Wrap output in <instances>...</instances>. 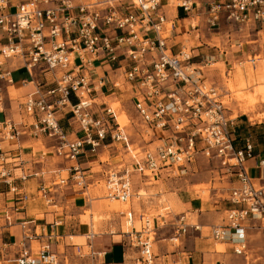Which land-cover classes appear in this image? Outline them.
<instances>
[{
    "label": "built area",
    "instance_id": "1",
    "mask_svg": "<svg viewBox=\"0 0 264 264\" xmlns=\"http://www.w3.org/2000/svg\"><path fill=\"white\" fill-rule=\"evenodd\" d=\"M176 5L186 15L197 6L193 0H178ZM205 5L202 16L207 28L218 27L223 21L239 29L252 27L258 35L264 33V0H207ZM160 7V0H0V110L2 85L13 82L11 71L3 64L9 58H19L28 74L23 83L34 86V92L20 103L31 118L30 133L50 138L53 153L70 162L65 175H59L56 168L49 171L47 184L54 189L66 184L85 188L79 158L87 146L94 150L106 138L120 143L132 161L131 167L123 164L101 170L106 197L121 202L132 195L133 172L155 178L168 169L173 172L174 166L183 168L197 154L217 159L236 183L228 194L232 207L225 210L226 223L211 226L210 236L216 242L230 243L234 254L246 259V242L233 238L240 224L258 220L264 237V186L255 185L245 169L253 145L246 138L242 148H235L231 134L235 117L227 114L221 89L201 74L209 61L194 62V55L185 48L171 51L163 34L167 22ZM96 60L119 69L120 78L112 81V87L127 84L135 88L132 106L147 129L157 134L159 142L154 146L134 148L126 128L117 120V110L103 94L98 101L96 93L104 76L94 72ZM259 61L264 63V57L252 54L238 64L248 62L254 67ZM65 108L82 137L70 138L60 124L59 113ZM18 133L11 120L0 121V141ZM8 163L0 146V183L17 193L20 187ZM51 188L45 184L37 188L38 196L49 205L53 204L52 196H47ZM20 195L23 202L29 198L24 191ZM139 220L140 228L129 232V241L138 250L133 264H153L151 245L156 227L145 213ZM179 221L178 229L184 232L183 216ZM5 222L11 223L9 217L5 216ZM36 225L35 219L19 222L21 239L16 255L7 261L59 264L58 253L51 246L55 236L41 234ZM5 246L3 243L0 252Z\"/></svg>",
    "mask_w": 264,
    "mask_h": 264
},
{
    "label": "crops",
    "instance_id": "2",
    "mask_svg": "<svg viewBox=\"0 0 264 264\" xmlns=\"http://www.w3.org/2000/svg\"><path fill=\"white\" fill-rule=\"evenodd\" d=\"M160 1V10L164 13L169 26V30L167 26H164L163 34L165 35L168 30L165 35L166 43L173 53H178L182 48L188 49L194 55L192 59L194 62H204L205 58L206 61H209V64L206 65L208 67L221 60L227 73L233 71V61L246 59L252 54H259L244 49V42L241 39H237L235 44L226 42L223 49L220 50L219 46L213 44V36L217 32H211L210 29L213 28L206 27L202 16L207 0H193L197 6L194 8V12L188 15L177 5H171V0ZM197 10L198 15L196 14ZM194 21L198 22L192 28L191 24ZM221 24L225 23L222 21L219 25ZM255 34L258 35L256 31ZM209 48L217 52L213 54ZM204 51L206 55H203ZM22 64L19 58H9L3 64L11 71L13 82L2 85L0 121L11 120L19 133L12 139H2L0 146L4 150L5 160L9 162L7 165L12 168L16 185L20 187L21 191L26 192L29 198L23 202L20 199V190L17 193L9 192L6 186L0 183V247L6 243L0 252V264H14L7 259L16 255V244L21 239L19 222L25 219H35L36 230L41 234L51 233L55 236L51 240V246L58 253L59 264H133L138 250L129 241V232L140 228V226H136V222H140V214L151 208L156 211L160 208L157 199L161 196L163 187L154 182H163L165 179L160 177L166 173L152 179L133 172L131 174L132 195H139V191L143 190L147 197L131 198L130 207L126 211L124 210L128 206L112 205L111 201L117 200L112 198L108 201L104 194L105 186L104 189L97 186L98 182L103 180L101 170L119 167L123 164H128V167H131L132 161L128 154L123 153L124 149L121 148L120 143H111L110 139L106 138L104 144L94 150H90L87 146L86 151L79 158L80 166L84 171L85 188H78L73 184L62 185L57 189L48 186L49 171L56 168L60 171L59 175H65L64 168L70 162L53 153V142L50 138L43 134L33 135L30 133L31 118L26 116L20 103L27 94L34 92V86L30 83H23L28 78V74ZM228 64L231 66L227 67ZM93 67L95 73L104 76L102 88L96 93L98 101L103 99L102 94L107 98L111 96L110 99L126 96L132 104L137 94L132 85L112 87V81L120 78L119 69L113 70L111 63L102 60H96ZM252 69L256 71L253 79L257 78L258 81L254 91L256 101L246 103L245 107L256 103L258 95H264V89L259 88L260 81H264L263 61L257 62ZM20 70H24L26 76L16 80L14 75ZM201 74L203 79L208 82L222 83L221 67L206 68ZM228 87L230 89V86ZM8 88H12V95ZM226 94L228 92L222 93V98ZM261 96V100L264 101ZM71 100L75 101V97L71 96ZM226 106L227 114L235 117L231 133L235 148H242L246 138H249L253 145V155L245 162L246 172L255 185L264 186V107H260L254 112V115L258 114L261 117H254L246 112L247 108H243V112L233 115L235 105L226 104ZM59 117L60 124L70 138L82 137L68 108L62 110ZM154 143L155 141L150 144ZM103 156H107V159L102 160ZM260 161L263 162L260 163ZM168 175L172 177L170 174ZM233 178L230 185L222 186L223 193L219 197L211 193L207 198H202L196 194L197 192L190 186L200 183L197 182V179L190 182L189 187H180V184L171 186L173 189L177 188L176 191L170 192L175 194L173 205L171 207L162 206L165 212L157 213L156 217H152L153 225L157 231L151 245L153 264H218L219 262L222 264H249L251 260V264L263 263L264 237L258 227V220L243 221L240 228L233 234V238L241 237L246 242L248 254L246 259L242 255L234 254L230 243L216 242L210 236L211 226L226 223L225 210L232 207L228 200V194L236 183V178ZM41 184L51 188V192L47 193V196H52L53 204H46L44 199L38 196L37 188ZM165 189L166 192L169 190ZM54 190L56 192H53ZM14 206L19 209L14 210ZM93 213L99 214L96 221L93 220ZM5 216L9 217L11 223L6 224ZM181 216H183L182 223L186 224L184 232L178 229ZM54 222L57 224H53ZM194 224L199 227L195 228ZM31 245L35 246V241H32ZM84 245L88 252H83Z\"/></svg>",
    "mask_w": 264,
    "mask_h": 264
},
{
    "label": "rangeland",
    "instance_id": "3",
    "mask_svg": "<svg viewBox=\"0 0 264 264\" xmlns=\"http://www.w3.org/2000/svg\"><path fill=\"white\" fill-rule=\"evenodd\" d=\"M178 0H171V5H176ZM225 24H221L218 27H215L213 29H210L211 32H217L213 36V44L219 46V50L223 49V45L227 42H231L232 44H235L237 39H241V41L244 42L243 48L250 50L251 53H259L261 57L264 56V33L262 35H256L255 30L252 27L242 28L239 29L238 27L234 25H230V23L224 22ZM168 30L169 26L168 23H165ZM229 24V25H228ZM165 32V35L168 33ZM204 30V29H203ZM207 30V29H206ZM208 31V30H207ZM228 33V34H227ZM170 34V33H169ZM230 34V35H229ZM230 39V40H229ZM211 45V44H210ZM188 50V49H187ZM212 50L209 48V51ZM218 50V49H216ZM208 52V51H207ZM211 53L215 54L217 51H210ZM203 55H206L205 51L203 52ZM236 55V54H235ZM203 60V59H202ZM204 62H206V59L204 58ZM233 71L228 72L225 71V66H223L222 61L219 60L218 63L212 65V68H219L221 67V76H222V83H219L217 81L212 82L214 85H217L219 89H221L222 93L228 92L222 98L224 102L229 106H234L233 115H236L238 113L243 112V108H247L248 111H246L250 116L254 117H261L260 115L256 114L254 115V112L259 109L260 107H264V101L261 100L260 96L258 95V101L254 103L251 106H244L246 103H251L256 101V97L254 96L255 86L258 83L257 78H254V71L251 67V65L248 62H244L242 64H238V61L232 62ZM227 67L231 66V64L226 65ZM208 66H203L202 71H204L206 68H211ZM26 76V73L24 70H20V72H17L14 75V78L20 79L22 77ZM211 80V79H209ZM255 80V81H254ZM230 82V85L228 83ZM260 89H264V81H260L259 84ZM230 86V89L229 87ZM9 93L11 95L13 94L12 88H8ZM226 90V91H225ZM124 93V92H122ZM119 93H117V96ZM113 96V95H112ZM262 99H264V95L261 96ZM108 97V101L114 107L118 112V120L121 121L122 125L126 128L127 135L129 138V142L133 144L134 148L137 147H152L159 141L157 140V134L154 133V131H151L147 129V127L143 124L137 113L134 111L132 104L130 103L129 99H127L126 96H120L117 99H110ZM239 109V110H238ZM124 110V111H123ZM155 141L154 144H150L151 142ZM124 154H127L126 150H123ZM102 160L107 159V156L101 157ZM114 162V161H113ZM182 169L184 170L182 172ZM173 172L171 169H168V174H170L172 177H169V175L166 173L162 175L160 178H164L163 182L158 181L154 183H158L163 188L161 196L157 199V201L160 204V208L158 210H153L152 208L144 212L145 214L149 215L152 219V217H156L157 213H163L165 212L162 209V206H169L171 207L173 196L175 194L170 193L173 190L176 191L177 188L173 189L171 186L179 185L180 187H189V183L193 180L197 179V182H200L196 185L190 186L197 192L196 194H199L202 198H207L209 194H214L220 196L221 193H223L222 186H228L230 185V182L234 180V176L229 174L225 171V169L219 164L218 160L215 158H207L202 154H197L196 157L193 159V161L187 163L183 168L181 169L178 167H173ZM161 175V174H159ZM158 175V176H159ZM168 175V176H167ZM156 176L155 178H157ZM132 177V175H131ZM168 178V179H166ZM153 179V178H152ZM150 179V180H152ZM174 182H177L176 184ZM99 188L104 189V181L100 180L97 185ZM167 188V192L166 189ZM104 192V191H103ZM106 194V192L104 193ZM138 197H147L145 192L143 190L139 191V195H132L127 202L123 203L119 200L117 201H111L113 204H120V207H127L124 211L129 209L130 200L131 198ZM152 196V195H151ZM105 198L110 201L106 196ZM99 214L93 213V220L98 219ZM152 222L154 224V221L152 219ZM136 226H140V222H136ZM83 252H88L87 247L84 245ZM243 259V258H242ZM252 261V260H251ZM251 261L249 264H251ZM253 263V262H252ZM255 263V262H254Z\"/></svg>",
    "mask_w": 264,
    "mask_h": 264
},
{
    "label": "bare ground",
    "instance_id": "4",
    "mask_svg": "<svg viewBox=\"0 0 264 264\" xmlns=\"http://www.w3.org/2000/svg\"><path fill=\"white\" fill-rule=\"evenodd\" d=\"M118 117H119V116H117V120L119 119ZM118 122L122 125L121 121L118 120Z\"/></svg>",
    "mask_w": 264,
    "mask_h": 264
}]
</instances>
